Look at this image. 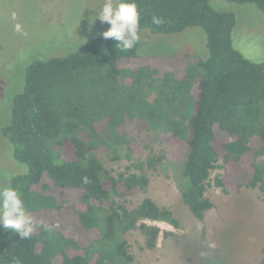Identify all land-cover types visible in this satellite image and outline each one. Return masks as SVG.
<instances>
[{
	"label": "trees",
	"instance_id": "16d2710c",
	"mask_svg": "<svg viewBox=\"0 0 264 264\" xmlns=\"http://www.w3.org/2000/svg\"><path fill=\"white\" fill-rule=\"evenodd\" d=\"M226 1L253 4L264 15V0ZM136 3L141 31L169 35L201 28L207 58L183 55L178 78L162 69L166 62L138 56L139 42L125 51L99 35L67 57L28 66L0 132L13 145V158L27 167L26 174L11 178V186L36 224L41 214L51 213L43 225L53 227L50 232L36 227L30 239L0 229V264H136L127 232L139 231L145 248L153 250L160 229L146 221L179 227L171 210L149 198L132 209L110 201L148 185L142 163L134 166L138 175L127 168L113 177L100 160L104 151L112 160L128 157L121 128L129 124L168 133L175 126L185 129L187 153L177 190L202 224L213 208L205 196L213 171H221L212 183L224 195L243 187L264 193V63H252L233 48L234 13L216 11L210 0ZM124 62L135 66L124 68ZM184 95L193 105L189 116ZM153 163L148 159L146 165Z\"/></svg>",
	"mask_w": 264,
	"mask_h": 264
},
{
	"label": "rangeland",
	"instance_id": "374dc122",
	"mask_svg": "<svg viewBox=\"0 0 264 264\" xmlns=\"http://www.w3.org/2000/svg\"><path fill=\"white\" fill-rule=\"evenodd\" d=\"M101 4L102 0H0V127L10 121L12 101L24 88L28 66L35 61L67 57L108 29L109 25L99 20L94 26L89 24L94 14L91 9H98ZM210 5L216 11L234 13L233 48L252 63H264L263 13L253 4L210 0ZM140 36L138 56L166 62L162 69L178 78L184 67L179 63L183 55L202 59L208 56L205 32L198 27L169 35L143 30ZM121 66L134 68L135 62ZM184 98L189 116L193 105L187 95ZM121 132L129 140V155L112 160L104 151L100 157L104 169L113 177L127 168L138 175L141 172L134 166L142 163L148 185L124 198L112 196L110 201L132 209L149 198L159 207L171 210L179 221L177 229L165 223L145 222L160 229L153 250L145 248L139 231L127 232L124 239L136 264H260L264 253V193L243 187L235 194L224 195L213 186L212 179L221 173L215 170L205 192L213 208L205 214L202 224L177 190L187 153L185 129L175 126L168 133L138 122L124 126ZM13 149L0 132V185L8 186L12 177L27 173V167L13 158ZM148 159L154 162L151 167L146 165ZM50 218L51 213L37 219L43 225L50 223ZM60 220L56 219L58 223ZM164 233L172 235L164 238Z\"/></svg>",
	"mask_w": 264,
	"mask_h": 264
},
{
	"label": "clouds",
	"instance_id": "9594fccd",
	"mask_svg": "<svg viewBox=\"0 0 264 264\" xmlns=\"http://www.w3.org/2000/svg\"><path fill=\"white\" fill-rule=\"evenodd\" d=\"M94 13L90 16V27L99 20L109 27L102 33V37L113 39L122 50H131L139 42L141 36L140 12L136 0H102L98 9H91ZM152 23L159 25L161 20L152 17ZM43 227L51 231L53 225H38L29 215L22 198V194L9 183L8 186L0 185V229L18 235L20 239H30L36 227Z\"/></svg>",
	"mask_w": 264,
	"mask_h": 264
}]
</instances>
